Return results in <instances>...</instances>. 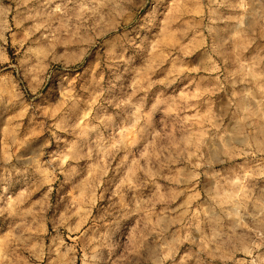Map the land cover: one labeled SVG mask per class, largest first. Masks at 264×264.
Segmentation results:
<instances>
[{
	"label": "rangeland",
	"instance_id": "obj_1",
	"mask_svg": "<svg viewBox=\"0 0 264 264\" xmlns=\"http://www.w3.org/2000/svg\"><path fill=\"white\" fill-rule=\"evenodd\" d=\"M0 264H264V0H0Z\"/></svg>",
	"mask_w": 264,
	"mask_h": 264
}]
</instances>
